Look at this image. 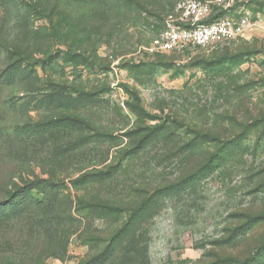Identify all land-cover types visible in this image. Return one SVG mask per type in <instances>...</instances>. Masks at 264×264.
Returning <instances> with one entry per match:
<instances>
[{
	"label": "rangeland",
	"instance_id": "rangeland-1",
	"mask_svg": "<svg viewBox=\"0 0 264 264\" xmlns=\"http://www.w3.org/2000/svg\"><path fill=\"white\" fill-rule=\"evenodd\" d=\"M177 3L0 0V264H264V0L150 52Z\"/></svg>",
	"mask_w": 264,
	"mask_h": 264
},
{
	"label": "built area",
	"instance_id": "built-area-1",
	"mask_svg": "<svg viewBox=\"0 0 264 264\" xmlns=\"http://www.w3.org/2000/svg\"><path fill=\"white\" fill-rule=\"evenodd\" d=\"M224 3L225 0H178L149 51L181 53L190 48L214 47L252 36L261 25L260 21L216 13L215 7L228 10L231 4L225 6Z\"/></svg>",
	"mask_w": 264,
	"mask_h": 264
}]
</instances>
